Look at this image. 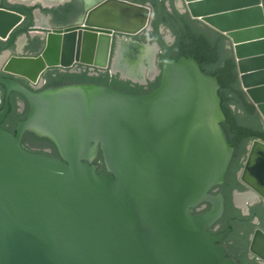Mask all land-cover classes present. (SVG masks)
<instances>
[{
  "label": "water",
  "instance_id": "1",
  "mask_svg": "<svg viewBox=\"0 0 264 264\" xmlns=\"http://www.w3.org/2000/svg\"><path fill=\"white\" fill-rule=\"evenodd\" d=\"M179 2L191 19L230 40L241 87L264 122V0ZM138 12L141 24L126 27L124 16ZM36 14L26 5L0 8V38L10 37L7 49L36 23ZM153 16L149 5L99 1L82 24L49 33L36 58L46 53L52 35L72 34L82 50L78 62L117 74L109 62L113 34L138 35ZM217 16L234 22L220 25ZM24 17L28 25L14 32ZM90 39L91 54L105 41L103 62L85 58ZM72 65L51 64L39 77L48 68ZM157 74L160 85L147 94L89 83L36 93L0 77L6 88L0 110V264H239L221 243L231 229H210L224 212L222 197L210 190L224 181L234 155L222 127L218 79L192 57H166ZM13 91L30 105L15 134L2 126ZM27 131L53 141L60 158L25 149ZM258 145L264 141L253 140L239 178L253 200L264 201V159L256 184L246 178ZM100 150L109 175L98 173ZM203 202L212 208L195 214ZM236 205L248 212L247 205ZM258 235L264 239V230L254 231L249 253L264 264L254 250Z\"/></svg>",
  "mask_w": 264,
  "mask_h": 264
},
{
  "label": "flooded vegetation",
  "instance_id": "2",
  "mask_svg": "<svg viewBox=\"0 0 264 264\" xmlns=\"http://www.w3.org/2000/svg\"><path fill=\"white\" fill-rule=\"evenodd\" d=\"M99 1H102V0H55L56 2L55 4H53L54 2L51 3L53 5L51 4L44 5L45 3L43 4V2L40 0L34 1V2H28L27 0H0V8H11V7L21 6V5H26L32 12L37 11L36 23H34L32 27L29 28L28 30L19 33L16 39L14 40L13 45L10 48L8 49L6 48L7 45L9 44L10 37L7 39L0 38V77L4 79H14L20 85L36 93L42 92L49 88H56V87H50V85H52L56 79H67V78H70L69 76L71 75H82L84 73H86V75L91 76V77L110 74L111 77L118 76L120 80L131 81L129 79L121 78V74H120L121 72L117 74H111L109 70H99L97 68H93L89 65L83 64L78 61H76L70 68H66V69L59 68V67L58 68H48L38 78L39 80L36 83L28 81L27 79L29 78L24 75L17 74L7 69V64L9 60L13 57L36 58L39 55H41V53L44 51L46 47V40H47V36L49 33H51L54 30H65V29L82 24L83 20L85 19L89 10L92 8L93 4L98 3ZM127 1L138 3V4L149 5L152 12L154 13V16L151 18L148 28L142 31L138 35L130 36V35L117 34V33L113 34V41H112L109 62L110 63L113 62L116 52L120 44L122 43L137 44L140 46L141 45L146 46L147 44H149L147 46H154L156 48L158 46L156 54H155L156 56L155 65L159 69H160V65H162V68H163L166 57L174 59L175 57H173V55L179 52L177 50L176 44L178 42V36L180 34L179 33L176 34L173 28L168 26L167 21L160 22L162 12L161 13L159 12L157 0H127ZM167 1H169L170 6L166 3ZM167 1L162 0L161 5L162 3H164L167 9L170 12H172L173 8L171 6V1L170 0H167ZM174 6H175V9H177L180 14H187L185 12H182L177 7L176 0L174 1ZM28 22H29L28 18L24 17L23 22L21 23L19 27H17L14 30V32L26 27L28 25ZM156 24L158 25V29L155 28ZM22 37L24 38V40ZM152 44H155V45H152ZM6 53L7 55L4 58ZM181 57H184V56H181ZM181 57H178V58H181ZM147 72L150 73V71H147ZM147 72L146 71L144 72V77L147 78L145 83H141L144 80L137 81L136 83L132 81L131 82L134 85L143 86L144 90H150L153 83L156 82L160 74H155L152 78L151 75L150 76L146 75ZM5 99H6V88L0 85V110L3 109L4 107ZM9 104H10V111H9L7 118L2 123V126L4 129L8 130L9 132H11V130L13 129L15 130V133H16L17 124L25 120L26 118L23 120L13 122L10 118L12 105L14 104L17 105L18 107L17 111L19 113L25 112L27 108H28V113H29L30 105L28 101L26 100V98L22 94L16 91H13L11 93L9 97ZM28 133L35 134L34 132L27 131L24 134L23 141L25 138L31 137L29 136ZM38 137L46 138V137H41V136H38ZM51 142L55 145L53 141ZM252 142L253 140L248 143L247 150H249V147L252 144ZM31 149L33 152L35 151V148H31ZM236 153H237V150L236 148H234L233 159L225 175L224 181L220 184L214 185L210 190V194L213 197L215 198L222 197L223 203H224V212L222 216L211 226L210 229L213 230L215 234L224 233L228 229H231V227L229 226L231 221L230 219L226 218V208H227V203H228L226 195L228 196L230 195L232 204L234 205V207L241 210V214L243 216H251L254 211L262 212L261 216H254L250 221H248L247 219H244V220H240V222L237 223L238 229L241 235L247 232V237H248L249 244H250V239L254 231L257 228H261L264 230V201L260 199H255V200L245 199L244 204L247 205L248 207V212L246 214L244 213L241 207H238L236 205L237 203L236 199H237L238 194L241 195V194L249 193L251 191L248 187H246L240 181V178H239V173L244 166V162L246 160L248 151H247V154L242 158L243 166L236 173V181L233 180L231 176L232 169L236 161ZM212 206H213L212 203L203 202L197 208L194 209V213L195 214L205 213L209 211L212 208ZM231 233H232V229L227 234V236L224 238V240L221 242L223 245H225L229 249V251H231V247H234V246L239 247V243H240L238 240L233 239L231 237ZM247 254L250 259H253L249 253V246H248Z\"/></svg>",
  "mask_w": 264,
  "mask_h": 264
},
{
  "label": "trees",
  "instance_id": "3",
  "mask_svg": "<svg viewBox=\"0 0 264 264\" xmlns=\"http://www.w3.org/2000/svg\"><path fill=\"white\" fill-rule=\"evenodd\" d=\"M171 1L173 11L170 12L162 3V15L160 22L168 23L178 36L176 44L177 52L173 57H193L198 61L204 73L216 77L220 88L221 107L225 115V122L222 127L227 135L228 141L236 148V161L232 169V178L236 181V173L242 168V158L247 154V145L250 141L259 139L264 141V122L257 111L255 105L249 100L241 87L237 64L232 49H228L230 40L223 34L206 26L207 30L200 27V21L193 20L188 14H180ZM171 22V24H170ZM158 29V25H155ZM231 43V42H230ZM162 69V65H160ZM67 79H56L50 87H59L73 83H89L108 86L132 94H147L159 87L161 76L153 83L150 90H144L143 86L134 85L131 81L120 80L118 76L111 77L110 74L100 76L71 75ZM17 105H12L10 118L13 122L26 118L28 108L25 112L19 113ZM15 134V130H11ZM22 145L25 149L34 152L47 154L60 158V154L55 145L47 138H40L33 133H28ZM49 150V152H48ZM98 165V173L109 175L106 171L102 151H99L95 161ZM227 196L226 218L230 219L229 226L232 229L231 237L238 240L239 247H231L229 255H234L239 264H260L256 259L248 256L249 240L247 232L240 234L237 223L240 220L250 221L254 216H261L262 212L254 211L251 216H243L241 210L234 207L231 196Z\"/></svg>",
  "mask_w": 264,
  "mask_h": 264
},
{
  "label": "bare ground",
  "instance_id": "4",
  "mask_svg": "<svg viewBox=\"0 0 264 264\" xmlns=\"http://www.w3.org/2000/svg\"><path fill=\"white\" fill-rule=\"evenodd\" d=\"M28 2H34L38 0H27ZM43 2L44 5L48 4H55V0H40ZM198 0H189L191 3H197ZM24 3V2H22ZM28 4V3H26ZM51 4V5H53ZM96 4V3H95ZM93 4V5H95ZM30 5V4H29ZM196 12L197 7L195 8ZM40 15V14H39ZM38 16V15H37ZM202 16V15H201ZM215 20L218 24L223 26L230 25V22H226L223 19H219L220 16H217ZM212 19V18H211ZM124 25L126 27H137L139 24H141L142 16L141 13H134L132 15H126L123 18ZM213 20V19H212ZM214 20V21H215ZM46 25V24H45ZM38 26V25H37ZM79 34V32H78ZM72 34H65L62 39L51 36L50 37V44L48 46V49L44 55H42L39 58H31V57H13L9 60L7 64V69L15 72L17 74L25 75L32 79L33 83H36L39 79V74L44 71L47 67H49L51 64L54 63H62V64H68L72 65L77 61L78 58L82 57V50L80 47V41L74 42V39ZM80 35V34H79ZM24 40V38H23ZM92 43L93 40L90 39L88 41V47H87V53L88 56H85V58H89L93 61L98 60L100 62L104 61L103 56V42H97V52L92 53ZM155 45V44H153ZM100 46V47H99ZM157 46V45H156ZM158 48V46H157ZM157 48L154 46H140L137 44H128V43H122L120 44L117 53L113 60V70L116 72H121L125 77L128 79H132L135 81H143L144 80V72L150 71V75L153 77L155 74H157V68L155 65V54L157 51ZM7 53L5 54L4 58L6 57ZM3 58V57H2ZM5 61V60H4ZM242 62V60L240 59ZM144 82V81H143ZM39 83V82H38ZM250 93H252L251 88H246ZM255 92H253L251 95L254 96ZM255 96L258 98L259 95L255 94ZM256 157L250 164V168L246 173V178L249 182H253L256 184L258 174H262L261 170L263 169L262 166V160L264 154V147L261 145L256 146ZM262 187V185L260 184ZM255 197V194L251 191L249 193L241 194L237 196V204L239 206L244 205V200H253ZM243 204V205H242ZM254 250L264 256V239L258 235L256 237V240L254 242Z\"/></svg>",
  "mask_w": 264,
  "mask_h": 264
},
{
  "label": "rangeland",
  "instance_id": "5",
  "mask_svg": "<svg viewBox=\"0 0 264 264\" xmlns=\"http://www.w3.org/2000/svg\"><path fill=\"white\" fill-rule=\"evenodd\" d=\"M166 1H167V0H166ZM174 1H175V0H174ZM166 3L170 6L169 1H167ZM176 4H177V7L182 11V10H183V6H182L181 3L179 2V0H176ZM200 27L203 28L204 30H207V28H206V26H204V24H201ZM22 38H23V37H22ZM22 38H21V39H22ZM21 39H20V40H21ZM152 45H153V44H152ZM227 48H228V49H232V45H231L230 42L228 43ZM232 51H233V49H232ZM146 75L150 76V73L147 72ZM243 203H245V201H244ZM242 205H243V204H242Z\"/></svg>",
  "mask_w": 264,
  "mask_h": 264
}]
</instances>
